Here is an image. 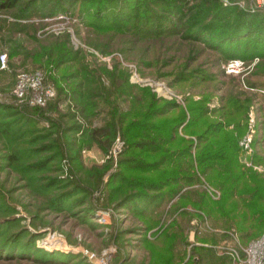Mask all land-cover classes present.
<instances>
[{"label":"rangeland","instance_id":"obj_1","mask_svg":"<svg viewBox=\"0 0 264 264\" xmlns=\"http://www.w3.org/2000/svg\"><path fill=\"white\" fill-rule=\"evenodd\" d=\"M260 1L0 0V264H146L151 247L232 264L221 247L247 239L194 206L220 195L197 147L249 137L237 163L264 174ZM35 70L53 97L16 102V76Z\"/></svg>","mask_w":264,"mask_h":264},{"label":"trees","instance_id":"obj_2","mask_svg":"<svg viewBox=\"0 0 264 264\" xmlns=\"http://www.w3.org/2000/svg\"><path fill=\"white\" fill-rule=\"evenodd\" d=\"M263 21L264 20H261L259 24L261 25ZM251 24L255 25L256 22L253 23V21H251L250 25ZM259 24L258 27L260 29ZM203 114L204 113L196 114L195 118H191L190 121H193V125H195V127L200 124L203 126L204 122L199 119V117H201V119L204 120L202 117ZM206 126L209 130L214 127L211 124L209 125V123ZM195 134H197V132H195ZM230 135H232L231 130L220 131L219 135H212L211 138L209 137L210 139L208 138L201 142L202 145L200 144L199 147H197V149H199L197 158L201 172L204 168H214L217 170L218 176H208L206 181L211 186L219 190L220 195L219 198L215 200H207L204 197H201L199 201H194V206L196 208L199 206V208L206 209L207 214L214 216V221H219L225 225L228 224L235 226L242 234V237L246 238L248 241L264 232V174L259 175L251 171L254 170L252 167L248 166L247 168L250 167L249 170L237 163L235 142H237V145L240 146L239 141L241 140L242 135L239 136L238 139L236 136L233 137L232 135L230 137ZM153 139L163 141L164 137L162 135L161 137H156L154 135ZM174 142L175 139L165 142V144H167L165 145L167 149H164V153L168 155L170 154L169 156L172 155L169 161L173 160V157L175 159L181 157V154L175 156L173 153L174 150H176ZM137 144L139 145V143ZM155 149L151 152L156 153L159 151L156 146ZM253 159L256 160H253V163L255 164L263 165L264 163L263 160L256 159V157H253ZM155 160L157 159H153L152 161ZM152 164L155 166V163ZM168 167H171L170 171H168L170 175L181 174L182 170L175 163H171ZM163 173L160 174L157 179L158 181H156L158 184L165 176H162ZM159 186L160 187L155 189L168 190L171 192L175 190L176 182H164ZM155 201V198L153 200L143 199L142 204L146 206H153L154 204L157 205V203H154ZM131 206L136 208L134 205ZM134 208L131 209L135 210ZM143 209V211L137 213L138 216L142 217L143 213L148 211L146 210V207H143ZM159 214V212L156 213L158 216ZM143 225L145 228L151 227L146 223H143ZM170 234L171 233L164 232V235L169 239ZM174 237L176 236L174 235ZM195 241L197 240L195 239ZM145 245L150 246V242L146 240ZM193 248L194 251L201 249L199 246H194ZM149 254L150 259L146 264H190L189 259L184 260L183 253L180 254L179 252H176V254H174L172 249H169L167 252H163V250L160 251L151 247Z\"/></svg>","mask_w":264,"mask_h":264},{"label":"built area","instance_id":"obj_3","mask_svg":"<svg viewBox=\"0 0 264 264\" xmlns=\"http://www.w3.org/2000/svg\"><path fill=\"white\" fill-rule=\"evenodd\" d=\"M256 3H261L256 0ZM5 56L0 55V69L5 67ZM43 76L39 71L21 72L16 76L10 95L20 104L28 106H43L51 97L53 91L43 85ZM250 138L244 137L239 145L250 151ZM223 253L227 254L232 264H264V232L248 240L240 249L226 246Z\"/></svg>","mask_w":264,"mask_h":264}]
</instances>
